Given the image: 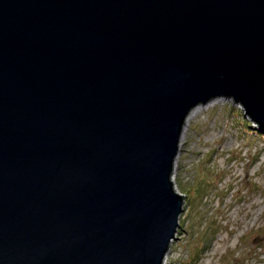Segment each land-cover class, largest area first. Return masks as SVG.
<instances>
[{
    "label": "water",
    "instance_id": "95a60500",
    "mask_svg": "<svg viewBox=\"0 0 264 264\" xmlns=\"http://www.w3.org/2000/svg\"><path fill=\"white\" fill-rule=\"evenodd\" d=\"M221 94L264 126V0H0V264H163Z\"/></svg>",
    "mask_w": 264,
    "mask_h": 264
},
{
    "label": "rangeland",
    "instance_id": "374dc122",
    "mask_svg": "<svg viewBox=\"0 0 264 264\" xmlns=\"http://www.w3.org/2000/svg\"><path fill=\"white\" fill-rule=\"evenodd\" d=\"M245 110L221 94L186 116L172 174L183 210L163 264H264V126Z\"/></svg>",
    "mask_w": 264,
    "mask_h": 264
},
{
    "label": "bare ground",
    "instance_id": "6f19581e",
    "mask_svg": "<svg viewBox=\"0 0 264 264\" xmlns=\"http://www.w3.org/2000/svg\"><path fill=\"white\" fill-rule=\"evenodd\" d=\"M168 252V250L166 251V253ZM165 258V257H164ZM163 262H166V259L163 260Z\"/></svg>",
    "mask_w": 264,
    "mask_h": 264
}]
</instances>
